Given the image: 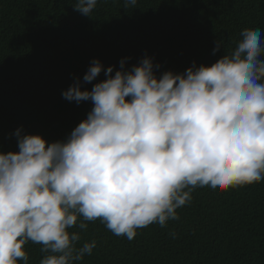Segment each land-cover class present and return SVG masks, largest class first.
Listing matches in <instances>:
<instances>
[{"label": "clouds", "instance_id": "clouds-1", "mask_svg": "<svg viewBox=\"0 0 264 264\" xmlns=\"http://www.w3.org/2000/svg\"><path fill=\"white\" fill-rule=\"evenodd\" d=\"M98 2L73 8L90 17ZM222 47L217 41L213 54ZM125 63L114 72L94 59L62 92L93 105L65 140L21 127L18 151L0 152V264H29V242L41 246L39 264H79L97 247L80 244L90 222L133 240L139 229L179 220L198 188L264 181V32L246 28L214 64L193 62L179 74L157 76L147 56ZM102 72L104 81L82 90Z\"/></svg>", "mask_w": 264, "mask_h": 264}, {"label": "trees", "instance_id": "trees-1", "mask_svg": "<svg viewBox=\"0 0 264 264\" xmlns=\"http://www.w3.org/2000/svg\"><path fill=\"white\" fill-rule=\"evenodd\" d=\"M76 2L0 0V152L18 151L21 127L49 143L65 140L93 105L62 92L83 81L94 59L115 72L121 60L130 69L147 56L160 65L157 76L179 74L193 62L214 64L246 28L264 32V0H137L127 8L125 0H99L90 17ZM219 40L224 48L214 55ZM105 79L102 72L82 90ZM192 196L179 220L139 229L133 240L90 222L80 244L97 247L79 264H264V181ZM40 247L25 245L29 264L43 258Z\"/></svg>", "mask_w": 264, "mask_h": 264}]
</instances>
